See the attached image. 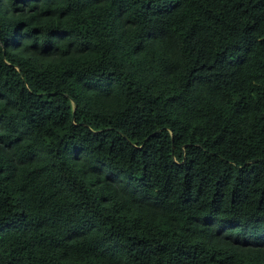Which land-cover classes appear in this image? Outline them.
<instances>
[{"label":"trees","instance_id":"16d2710c","mask_svg":"<svg viewBox=\"0 0 264 264\" xmlns=\"http://www.w3.org/2000/svg\"><path fill=\"white\" fill-rule=\"evenodd\" d=\"M0 264H264V0H0Z\"/></svg>","mask_w":264,"mask_h":264},{"label":"clouds","instance_id":"9594fccd","mask_svg":"<svg viewBox=\"0 0 264 264\" xmlns=\"http://www.w3.org/2000/svg\"><path fill=\"white\" fill-rule=\"evenodd\" d=\"M13 42H14V40H13Z\"/></svg>","mask_w":264,"mask_h":264}]
</instances>
